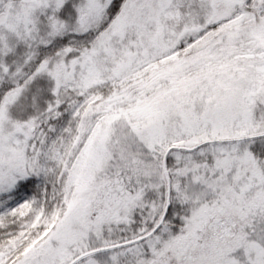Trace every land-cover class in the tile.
Returning a JSON list of instances; mask_svg holds the SVG:
<instances>
[{
    "label": "snow or ice",
    "instance_id": "6c2138e0",
    "mask_svg": "<svg viewBox=\"0 0 264 264\" xmlns=\"http://www.w3.org/2000/svg\"><path fill=\"white\" fill-rule=\"evenodd\" d=\"M0 264H264V0H0Z\"/></svg>",
    "mask_w": 264,
    "mask_h": 264
}]
</instances>
